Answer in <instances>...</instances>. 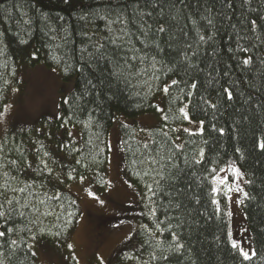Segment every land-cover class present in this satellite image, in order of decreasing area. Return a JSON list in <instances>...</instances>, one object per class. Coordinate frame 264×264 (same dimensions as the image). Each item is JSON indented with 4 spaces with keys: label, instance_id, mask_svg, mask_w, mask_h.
<instances>
[{
    "label": "trees",
    "instance_id": "obj_1",
    "mask_svg": "<svg viewBox=\"0 0 264 264\" xmlns=\"http://www.w3.org/2000/svg\"><path fill=\"white\" fill-rule=\"evenodd\" d=\"M118 16L124 24L112 23ZM29 19L31 26L23 23ZM208 19L212 25H208ZM17 20L21 21L19 26ZM161 24L168 29L166 33L157 31ZM121 29L129 35L123 42L118 40L121 46L117 47L110 39L113 34H122ZM197 31L206 40L208 36L212 39L200 42ZM0 32V112L11 88L20 86L21 65L44 63L58 69L65 81L74 78L68 103H64L66 99L61 101L54 123L78 128L82 140L80 147L71 140L65 142L68 147L63 148L62 156L44 142H37L34 148L26 143L3 142V163L7 167L0 168V184L6 180L10 189L25 188L24 192H6L7 198H14L12 207L16 211L10 212L7 224L0 219V231L13 229L0 238V260L4 264H38L32 241L70 240L82 210L77 197L66 189L67 183L83 175L95 181L98 191L105 190L110 158L108 136L115 118L155 113L156 98L165 82L172 79L182 83L170 87L165 94L167 120L162 117L160 125L149 130L121 127L126 174L156 210L151 219L141 218L148 227L137 230L138 246L123 259L130 264H264V149L258 146L264 141V0H0ZM189 43L197 52L191 67L181 60ZM97 44L104 46L97 51ZM238 44L250 51L244 53ZM132 55L155 56L165 70L170 67L173 71L167 75L157 71L160 79L156 80L149 60H131ZM247 56L252 57L250 65L242 63ZM125 59L132 69L125 68L118 77L113 76V70L123 66ZM139 69L147 72L127 74ZM194 81L198 82L197 88L190 89ZM224 89L232 91L231 100ZM184 105L192 120L204 121L202 132L179 134L177 127L188 123L179 112ZM221 128L223 133L218 131ZM179 135L183 149L174 147L179 144ZM201 149L204 157L196 164L194 160L201 159ZM45 151L50 155L45 157ZM169 156L172 160L168 163H175L176 168L161 169L150 159L155 157L164 163L161 157ZM30 158L47 160L53 173L41 171L40 163L29 168ZM10 160L19 163L12 166L8 164ZM231 166L241 167L246 181H251L245 184L249 198L243 205L257 253L251 260H244L232 248L227 215L221 209L217 211L213 202V169L232 170ZM157 171H163L166 179H161ZM68 172L72 175L68 176ZM156 180L160 181L159 189ZM148 185L157 191V196H152ZM57 194H61L60 199H52ZM176 202L181 205L179 209L171 206ZM45 212L51 214L43 215ZM69 212L73 214L71 218ZM157 224L160 229L169 224L171 227L160 231ZM40 228L44 231L40 232ZM57 232L61 235L56 236ZM173 232L184 248L180 252L167 251L168 261L153 260L154 250L159 256L161 249L177 243ZM12 240L18 243L13 245ZM157 243L160 248H156Z\"/></svg>",
    "mask_w": 264,
    "mask_h": 264
},
{
    "label": "rangeland",
    "instance_id": "obj_2",
    "mask_svg": "<svg viewBox=\"0 0 264 264\" xmlns=\"http://www.w3.org/2000/svg\"><path fill=\"white\" fill-rule=\"evenodd\" d=\"M18 80L20 86L11 88L7 96L3 110L5 114L0 121V141L26 143L32 148L36 147L37 142H44L59 156L63 155L64 144L69 140L80 147L82 140L78 128L59 127L54 123L59 117L61 101L67 99L73 89L74 78L65 81L58 69L37 63L34 66L21 65ZM155 104L165 111L163 92L157 96ZM186 111L188 112V107ZM163 115L156 111L136 117L120 115L115 118L108 136L110 158L106 189L98 191L92 178L67 183L66 189L79 200L82 214L67 243L52 239L31 242L38 264H130L123 258L137 248V230L148 227V222H142L141 218L145 216L151 219L152 215L149 213L154 207L151 202H146L139 187L126 174L121 127L129 125L140 130H149L160 125ZM200 128V121L188 119V123L178 126L177 130L179 134L197 133L201 132ZM177 142H182L180 135ZM40 161L41 159L34 161L30 158L32 165L39 164ZM236 168L243 172L241 167ZM214 175L226 177L230 182L235 178L234 172L227 167L220 168ZM238 182L246 191L245 175ZM215 186L213 181V187ZM214 195V199L220 201L219 209L226 215L228 211L232 213L231 216L227 215L231 238L240 242L245 250H255L243 210L244 203H237L241 194L235 191L228 193L231 200H227L223 192ZM101 200L103 204L100 203ZM68 244L73 247L68 248Z\"/></svg>",
    "mask_w": 264,
    "mask_h": 264
},
{
    "label": "snow or ice",
    "instance_id": "obj_3",
    "mask_svg": "<svg viewBox=\"0 0 264 264\" xmlns=\"http://www.w3.org/2000/svg\"><path fill=\"white\" fill-rule=\"evenodd\" d=\"M181 2H183V0H181ZM149 16H151V13H148ZM45 19H47V17H45ZM62 19V18H61ZM81 19H85L84 17H81ZM23 23L31 26L32 24V20L29 19L27 21H23ZM112 23H120V24H124L125 21L122 17L118 16L116 17V20L112 21ZM192 23L195 25L197 22L195 20L192 21ZM207 23L208 25H212L213 21L211 19H208L207 20ZM251 23L253 25H255V21H251ZM16 24L19 26L21 24V21L20 20H17L16 21ZM144 26L141 25V28H143ZM149 28H151V26L149 25L148 26ZM51 31H55V29H50ZM109 31H111V29H109ZM157 31L159 33H166L168 31V29H166L164 27L163 24H161ZM121 33L122 34H119V33H116V34H113V36L111 37L110 39V43L112 44H115L117 45V47H120L121 45L120 44H117V41H121L123 42L124 41V38L126 36L129 35V33L123 29H121ZM145 34H146V30H145ZM0 35H3L2 32H0ZM185 36H187V33H184ZM17 36H19V32H17ZM197 36H198V39L200 42H207V40H211L212 37L211 36H208L207 37V40H206V37L202 34H200L199 31H197ZM56 37L54 36L53 39H55ZM20 43H27L26 40H21ZM153 43L155 44L156 42L153 41ZM104 45L103 44H97L96 45V49L97 51H99L100 48H102ZM156 47L159 49V44H156ZM169 47H171V45H169ZM237 48L241 51H243L244 53H248L250 51L249 48H241V46L238 44L237 45ZM84 51H86V49H84ZM160 51H163V49H160ZM189 51H191V55H189ZM89 56H92V53H88ZM197 55V52L195 50H192V44H187L185 49L182 51L181 53V60L185 61V62H188L189 63V66H193L191 64V59L192 57L196 56ZM32 56L35 57V53H32ZM53 59H57V57H53ZM131 60H137V59H140L141 62H143L144 59H148L149 60V67L153 70L152 71V76L154 79L156 80H159L160 79V75H167L169 72H172L173 69L172 68H167L165 70V66L164 64L161 62V61H158L157 58L155 56H152L150 58L148 57H138L136 55H132L130 57ZM242 63L244 65H250L252 63V57L251 56H247L246 58H244L242 60ZM158 65H159V68H158ZM133 65H131L130 63H128V59H125L124 61V64L123 66H117L113 72H112V75L113 76H119L123 70L125 68L127 69H132ZM68 69L65 68V71H67ZM157 71H159L160 75H157ZM146 73L147 72V69H139L138 71H136L135 73H127V74H134V75H140L141 73ZM89 84H91V81H88ZM144 83H148V81H144ZM182 83V80H178V79H172L169 82H165L164 86L162 87V92L164 94H167L169 92V89L170 87H173V86H179L180 84ZM197 84L198 82H193L189 85V88L190 89H195L197 88ZM151 91V88L149 89ZM224 92L226 93L227 95V99L228 100H231L233 98V93L230 89H224ZM85 95H87L88 93L85 92L84 93ZM191 94V92H189V95ZM77 99H79V97H77ZM64 103H68V100L66 99L64 101ZM207 103L210 104V106L212 108H216V105L215 104H211L210 101H208ZM186 107H181L179 109V112L181 113V115L183 116L184 119H191L188 115V112L186 111ZM7 110V107L5 108V111ZM157 111H159L162 115L164 113V109L163 108H159L157 107ZM4 112H0V121L3 120V117H4ZM163 118L165 120L168 119V116L167 115H163ZM91 119V117H90ZM204 121H200V124H201V128L199 129V131H203V128H202V125H203ZM184 131H189L188 129H184ZM219 132L223 133L224 132V129L221 128V129H218ZM69 135H71V133H69ZM166 135V133H165ZM261 149H264V141H261L258 145ZM43 147V146H42ZM64 147H68L67 145H65ZM145 147L147 148V145H145ZM174 147L177 148V149H183V145L182 144H174ZM3 151H4V144L3 142H0V168H4V167H7L6 164L3 163V160H4V157H3ZM237 151H239V149H237ZM50 153H48L47 151L44 152V156L47 157L49 156ZM198 155L200 156L201 159H197V160H194V163L196 164H199L202 162V159L204 157V151L203 149H201L198 153ZM151 159V162L154 163V164H160V167L161 169H164V168H176L177 165L175 163H171L169 164L168 161H171L172 160V157L169 156V157H161V160L165 161L164 163H161L160 160H157L155 157H150ZM185 162H187L185 160ZM19 163V161L17 160H10L8 161V164L12 165V166H16L17 164ZM76 163H82V161L80 160H77ZM135 163V161L133 162ZM40 164L42 165V169L41 171H47L49 173V175H51L54 171L53 168H50L49 165H48V161L47 160H44L42 159L40 161ZM85 168L88 167V165H83ZM28 167L31 168V163H28ZM232 167V171L234 172V179L230 182L226 177H221V176H218V175H213V181L215 182V187L212 188V192L213 193H217V194H220L221 192H223V194L225 195V198L227 200H231V196L228 195V193H231L233 191H235L236 193H240L241 194V197L240 199L237 200V203L239 204H243L244 203V199L245 198H249V193L244 191L243 187L240 185V183L238 182L244 175V173L239 169V168H236L234 166H231ZM73 171H75V169H73ZM217 170L216 169H213V173H216ZM137 175H140V173H136ZM149 173L148 172H145V175H148ZM158 176H160L161 179H166V176H165V173L163 171H157L156 173ZM68 176H71L72 175V172H68L67 173ZM3 176H8V172H3ZM173 179H175V177H172ZM79 179L81 181H83L85 179V177L83 175H79ZM154 183L157 185V188L159 189L161 187L160 185V181L159 180H156L154 181ZM246 183H251V181H246ZM149 191L152 193V196H157V191L153 190L151 185H148L147 186ZM7 191H12V192H24L25 191V188L21 187L19 189H15V188H9V185H8V182L5 180L3 184H0V197H2L3 199H0V219H3L5 221V224L8 223L9 221V215H10V212H15L16 209L14 207H12L13 205V200L14 198L12 199H9L6 197V192ZM90 195H94V193H89ZM60 195L61 194H57V195H54L52 197V199L54 200H59L60 199ZM169 196H171V193H168ZM177 195H179V190L177 192ZM98 199V198H97ZM17 203H19V201H16ZM198 202V201H197ZM216 205H217V211H219V204H220V201L219 200H214L213 201ZM41 203H43V201H41ZM101 204H103L104 202L101 200L100 201ZM8 206L7 209L5 206ZM171 206L175 207L176 209H179L181 207L180 203L179 202H176L174 204H172ZM34 207V206H33ZM61 207H63V205H61ZM35 211L36 212H39V209L38 208H35ZM155 212L156 210L153 208V209H150V215L152 216H155ZM51 213H48V212H45L43 213V215H50ZM19 215L23 216L24 213L23 212H20ZM68 217L71 218L73 216V214L71 212H69L68 214ZM227 215L228 216H231L232 213L231 211H228L227 212ZM36 224L39 223V220L37 218V221H35ZM67 223L65 224V227H67ZM171 225L169 224L167 228L165 229H160V226L159 224L156 225V228L160 231H167L168 228H170ZM13 229L12 228H5V230L3 231H0V238H4L7 236V233L8 232H12ZM40 232H43L44 229L43 228H40L39 229ZM245 231H247V229H245ZM56 236H60L61 233L60 232H57L55 233ZM173 239L175 241H177V243L174 245V246H171L169 249L165 250V249H161V254L159 256L156 255V252L155 250L152 252V259L153 260H163V261H168L169 259V256L166 254L167 251H175V252H180L181 249L184 248V245L182 243H179V237L176 235V233H171ZM229 235V239H230V243H231V246L232 248L236 249L240 255L243 257L244 260H251L252 257L256 256L257 253L255 252V250H251V252L245 250V248L243 246H241L240 242H238L237 240L235 239H232L231 238V232L228 233ZM18 242L16 240H12L11 241V244L15 245L17 244ZM68 248H72L73 245L72 244H68L67 245ZM156 248H160V245L159 243H157L156 245ZM131 258V257H129ZM0 264H4V262L2 260H0Z\"/></svg>",
    "mask_w": 264,
    "mask_h": 264
}]
</instances>
